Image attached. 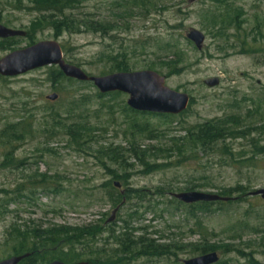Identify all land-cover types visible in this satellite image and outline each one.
Instances as JSON below:
<instances>
[{"label":"rangeland","instance_id":"rangeland-1","mask_svg":"<svg viewBox=\"0 0 264 264\" xmlns=\"http://www.w3.org/2000/svg\"><path fill=\"white\" fill-rule=\"evenodd\" d=\"M148 1L153 5L148 11L140 13L136 9L133 15L125 17L123 0H84L74 13L109 24L106 34L65 32L57 37L52 30H45L33 34V39L16 38L12 51L0 49L1 60L34 44L56 41L65 59L92 77L119 73L113 71L111 57L124 53L129 63L127 72H156L165 77L171 90L187 94L193 101L187 114L171 120L137 117L138 126L152 131L139 134L134 120L121 110L129 99L125 94L116 99L107 95L98 99L96 95L100 93L94 86L67 84L58 86L59 93L48 80L51 67L0 81V127L30 116L41 126L50 120L51 112L59 111L63 116L61 104L74 95L88 98L85 121L96 130L92 133V151H78L61 133L51 143L54 153L37 154L40 141H28L19 149L26 165L16 171H0V190L12 191L22 182L30 185L29 181L44 175L54 187L46 192L37 190L35 203L25 201L18 207H10L9 213L0 211V261L13 257L6 243L12 226L30 231L102 222L105 229L116 225L119 230L121 220L136 211L132 228H146L157 244L198 246L202 239L187 232L193 222L187 223L186 208L172 196L187 189L220 195L243 186L248 189L246 196L234 194L231 204L214 205L211 215L200 216L215 232L206 241L227 264H245L237 253H224L229 244L253 254L264 264V200L250 196L264 189V153L256 157L264 148V0H221L229 2L221 10V3L215 0H198L193 4L189 0ZM217 8L224 19L216 29L208 12ZM30 9L28 0H0V24L27 33L39 16ZM192 29L206 37L202 51L186 37ZM244 37L247 45L243 47ZM171 38L183 55L177 69L170 59H158L160 55L154 54L155 41ZM210 78H219L220 85L213 89L206 87L204 82ZM53 93L59 99L50 102L47 96ZM209 121L235 122L232 128L241 138L222 139L208 148L186 146L185 130ZM110 145L125 154L126 166L116 165L97 153L100 147ZM132 150H136L138 158ZM250 159L253 162L240 164ZM157 166L158 170L152 171ZM108 182L120 183L121 188H117L120 193L134 190L147 195L145 202L133 199L123 206H113L103 187ZM158 191L164 196L157 197ZM117 208L115 220L108 223ZM232 236L237 239H230ZM109 243L106 250L113 248L114 241ZM198 256L189 247L173 256L140 258L131 264H184Z\"/></svg>","mask_w":264,"mask_h":264},{"label":"trees","instance_id":"trees-1","mask_svg":"<svg viewBox=\"0 0 264 264\" xmlns=\"http://www.w3.org/2000/svg\"><path fill=\"white\" fill-rule=\"evenodd\" d=\"M33 12L39 14L35 21H33L30 30L27 32V38L33 39V34L42 32L45 30H52L55 36L59 37L63 33L80 34L84 32L93 33H107V30L111 27L109 24L102 21H96L87 17H80L74 12L84 3V0H28ZM221 3L219 8H226L229 6V2L215 0L217 3ZM122 14L125 17L133 15L134 11L138 9L140 13L148 11L153 5L148 0H123ZM19 9L16 7V10ZM209 18L214 22L215 28L219 26V21L224 18L218 15V8L214 11L208 12ZM2 22V19H0ZM262 33L261 30H259ZM241 42L242 46L247 45V38L244 37ZM16 38L0 40V49L4 51H12L16 45ZM264 45V42H262ZM156 52L158 59H170L171 63H174V69L181 65L183 58L181 50L177 47L174 41L169 40H157L155 41ZM256 51V50H250ZM249 54L251 52L247 51ZM121 59V60H119ZM111 61L114 63V72H127L129 71V63L127 56L118 54L116 57H111ZM178 61V63H177ZM177 63V64H176ZM72 64V63H71ZM49 82L53 85V88L61 93V89L58 86L67 84L71 86L92 87V83H79L71 79H67L57 67L50 68V75L48 77ZM0 81L5 82L6 79L0 76ZM107 96H111L116 99L121 97L120 93H112ZM98 99H102L104 96L97 94ZM87 97L70 95L69 99L65 103L61 104L60 111L64 113L62 116L59 111L51 112L49 115V121L46 123L37 124V121L33 116L29 118H20L16 122L6 123L0 127V171L1 170H20L22 169L27 160L19 156V149L21 145L30 141H40L36 147L37 154L43 155L44 153L53 152L51 143L57 139L61 133H64L68 143L82 153L92 151L91 147L94 144L92 139V133L96 130L90 128L86 120L85 105H87ZM89 102V101H88ZM193 103L191 100L190 106ZM122 112L127 117L136 121L137 117H158L164 120H171L174 116L168 115H154L134 112L123 103ZM190 109V107H189ZM189 109L181 116L188 113ZM65 122H68L66 124ZM70 122V123H69ZM235 122H217L209 121L204 124L191 126L186 129V136L184 143L189 148H208L213 144L221 141L222 139L232 138L240 139L241 137L236 135L232 126ZM139 134L148 133L152 131L142 128L134 124ZM139 127V128H138ZM236 135V136H235ZM98 154L104 159L110 162L120 165L121 167L127 165V158L125 154H122L114 146L100 147L97 150ZM132 153L136 156V150H132ZM264 153V148L258 151L256 157L261 156ZM138 158V156H136ZM131 158V157H129ZM255 159V158H253ZM253 159L245 160L240 164H247L253 162ZM147 165L146 167H149ZM159 166L152 168V171L158 170ZM163 166H161L162 168ZM107 171L112 170L105 166ZM116 179V175L114 176ZM51 180L42 176L39 180L33 179L26 185L24 182L18 183L12 191L0 190V211L9 213V208L12 206H20L25 201L29 203L36 202V191L43 190L49 191L54 188L49 185ZM116 183V182H115ZM115 183L108 182L103 187L107 190L108 201L113 206H123L124 199L126 202L136 199L140 203L145 202L147 195L142 194L134 190L125 191L124 194L115 187ZM248 189L243 186L224 191L220 194V197L230 199L229 202H216V203H198L194 205H184L177 201L179 205H184L186 208L185 218L187 223L193 222L191 227L187 228L189 234L198 235L202 239V243L196 246H185L191 248L196 255H205L215 252V248L207 243L209 236L215 235L214 231H210L205 222L200 216L207 217L212 214L213 206H227L232 203V196L234 194H240L246 196ZM56 191V190H54ZM57 191H59L57 189ZM192 189H187L185 192H191ZM162 191L157 192V197H163ZM176 200V199H175ZM174 200V201H175ZM138 210V209H137ZM138 211L129 215L126 220H121L122 227L116 230V225L109 226L106 229L102 222H95L83 227H66V226H53L47 229L34 228L30 231L21 230V228L13 227L9 231V238L6 241L7 245L11 247V256H25L19 264H48L54 261H61L67 264L88 262L89 264H131L140 258H161L167 256H173L176 251H183L184 247H178L171 244L160 245L158 241L154 240L148 235L146 228H132V222ZM190 226V225H189ZM189 229V230H188ZM118 233V234H117ZM138 236H136V234ZM107 235V238H104ZM230 239H237L232 236ZM102 240L104 243L102 244ZM110 240L114 241L113 248L106 250L107 244L110 245ZM114 246H116L114 248ZM235 252L245 261V264H261L253 254L246 253L241 249L235 248L233 245H227L224 248V253ZM217 264H227L225 261L220 260Z\"/></svg>","mask_w":264,"mask_h":264},{"label":"water","instance_id":"water-1","mask_svg":"<svg viewBox=\"0 0 264 264\" xmlns=\"http://www.w3.org/2000/svg\"><path fill=\"white\" fill-rule=\"evenodd\" d=\"M198 0H189L193 4ZM27 33L20 30L9 29L0 24V40L11 38H25ZM198 51H202L205 45V35L192 29L186 35ZM57 67L67 78L80 83H92L102 95L121 93L129 96L127 106L135 112L156 115L179 116L186 112L190 106L191 98L184 93L171 90L166 85L165 77L153 71L143 72H119L107 76L92 77L87 75L81 68L67 62L61 45L56 41L41 42L25 49L9 53L0 60V76L3 78H14L25 75L29 72L45 68ZM210 89L220 85L219 78H210L204 82ZM59 99L58 94L53 93L47 96V100L55 102ZM115 187L120 189L121 184L115 183ZM124 194V191L121 192ZM251 197H260L264 200V189L256 190L250 194ZM184 205H194L198 203H227L228 198L215 194L200 192H182L172 196ZM126 200L124 199L123 204ZM117 208L108 223L115 220L118 212ZM25 256H13L0 261V264H19ZM220 256L216 252L201 255L184 261V264H217ZM48 264H67L61 261H54ZM72 264H89L88 262H78Z\"/></svg>","mask_w":264,"mask_h":264}]
</instances>
